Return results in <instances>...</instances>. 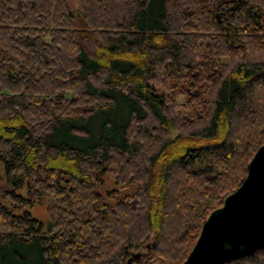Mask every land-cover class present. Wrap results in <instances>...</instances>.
Here are the masks:
<instances>
[{
  "label": "trees",
  "instance_id": "trees-1",
  "mask_svg": "<svg viewBox=\"0 0 264 264\" xmlns=\"http://www.w3.org/2000/svg\"><path fill=\"white\" fill-rule=\"evenodd\" d=\"M73 3L0 0V264H180L264 139V0Z\"/></svg>",
  "mask_w": 264,
  "mask_h": 264
},
{
  "label": "water",
  "instance_id": "water-1",
  "mask_svg": "<svg viewBox=\"0 0 264 264\" xmlns=\"http://www.w3.org/2000/svg\"><path fill=\"white\" fill-rule=\"evenodd\" d=\"M264 246V139L239 185L212 209L180 264H222ZM132 253L127 259L138 258Z\"/></svg>",
  "mask_w": 264,
  "mask_h": 264
},
{
  "label": "rangeland",
  "instance_id": "rangeland-1",
  "mask_svg": "<svg viewBox=\"0 0 264 264\" xmlns=\"http://www.w3.org/2000/svg\"><path fill=\"white\" fill-rule=\"evenodd\" d=\"M67 1H69L70 4H74L73 0H67ZM156 86L159 88V85H156ZM171 96H173V95H171ZM185 96H186L185 94L174 95V100H175V102L182 104L185 100ZM175 110L180 111L182 109L179 106L178 107L176 106ZM195 112L199 113V111L197 109ZM98 180H99V182H97V184H96V190L102 195H105V192H109L110 190H114L117 198H124L127 196H131L132 187H123L120 184L115 183L113 178L110 176L109 173L100 174L98 176ZM0 187L4 188V187H6V185L3 182H0ZM106 201L110 204H112V202H113V200L109 199V198H107ZM29 212L33 217L37 218L43 224L46 223L48 216L45 212L44 206H42L41 204H33L29 208ZM139 252L140 251H138L137 253L140 255ZM142 252H141V254H142ZM152 264H164V263L160 262V261H155Z\"/></svg>",
  "mask_w": 264,
  "mask_h": 264
}]
</instances>
